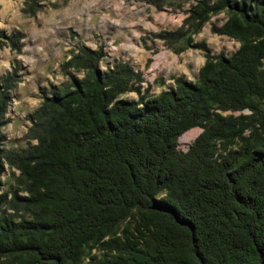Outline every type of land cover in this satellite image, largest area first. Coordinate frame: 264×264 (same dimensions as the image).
I'll return each mask as SVG.
<instances>
[{"label":"trees","instance_id":"1","mask_svg":"<svg viewBox=\"0 0 264 264\" xmlns=\"http://www.w3.org/2000/svg\"><path fill=\"white\" fill-rule=\"evenodd\" d=\"M193 1L157 39L181 53L223 13L210 31L239 44L231 57L198 48L197 82L176 78L154 97L129 65L102 72L101 49L79 51L64 67L84 76L43 98L25 136L34 144L0 148V176L4 163L18 172L17 191L0 194V264H264V0ZM43 2L23 0L21 13ZM23 40L0 31V49L18 54ZM17 82L15 69L0 80V129Z\"/></svg>","mask_w":264,"mask_h":264},{"label":"rangeland","instance_id":"2","mask_svg":"<svg viewBox=\"0 0 264 264\" xmlns=\"http://www.w3.org/2000/svg\"><path fill=\"white\" fill-rule=\"evenodd\" d=\"M22 4L23 0H0V31L24 35L18 54L0 49V80L12 69L18 79L10 92L4 126L0 129V148L6 151L20 152L34 144L25 136L43 98L69 84L71 77L84 76L80 69L64 67L79 51L101 49L103 57L98 68L102 72L117 63L129 65L141 74L142 88L149 85L150 94L155 97L173 88L176 78L197 82L198 71L205 62L204 52L198 48L225 58L239 48L237 42L210 31L211 26L224 24L223 13L210 17L199 33L191 36L192 47L181 53L172 49L176 45L157 39L160 32H173L181 26L193 0L173 2L172 7L161 10L140 0H44L42 9L32 18L21 13ZM119 98L137 101L134 93ZM191 130L192 133L178 138L179 151L186 152L201 133L199 128ZM17 175L15 169L4 163L0 194L9 198L17 191ZM4 211L2 207L0 214ZM90 254L99 256L95 250Z\"/></svg>","mask_w":264,"mask_h":264},{"label":"bare ground","instance_id":"3","mask_svg":"<svg viewBox=\"0 0 264 264\" xmlns=\"http://www.w3.org/2000/svg\"><path fill=\"white\" fill-rule=\"evenodd\" d=\"M191 131L193 132V130H190V131L186 132L185 134H187V133H192Z\"/></svg>","mask_w":264,"mask_h":264}]
</instances>
